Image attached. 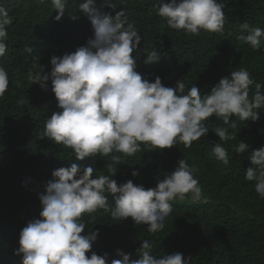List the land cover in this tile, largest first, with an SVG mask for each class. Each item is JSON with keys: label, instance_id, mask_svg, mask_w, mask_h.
<instances>
[{"label": "trees", "instance_id": "16d2710c", "mask_svg": "<svg viewBox=\"0 0 264 264\" xmlns=\"http://www.w3.org/2000/svg\"><path fill=\"white\" fill-rule=\"evenodd\" d=\"M83 0H68L64 16L57 21L58 11L51 0H0L9 12L8 51L0 57L9 76V87L0 97V264H22L20 233L30 221L40 219L43 210L40 195L59 168L76 163L83 174L87 167L95 175H109L107 158L97 154L77 160L74 152L43 136L46 120L61 112L51 80L47 90L29 79V72L50 73L53 56L63 57L86 46L94 38L88 16L80 12ZM156 0H113L116 8L102 7L105 0H96V7L113 16L124 10L129 22L134 23L142 37L133 56L136 71L149 82L158 76L165 87L175 88L183 79L185 93L195 84L202 96L232 71L246 68L252 78L264 84V41L260 49L240 41V24L264 29V0H218L224 5L226 24L223 34L201 31L200 35H186L167 27L166 20L153 7ZM170 2V0H166ZM245 35L247 33H244ZM32 47L31 54L25 47ZM157 50L161 59L146 64L147 55ZM255 92L254 86L250 96ZM258 121L238 122L235 139L219 141L212 131L222 126L215 115L205 121L209 133L193 142L190 149L182 143L150 151L144 146L132 156L122 153L121 164L114 165L119 184L132 180L145 189L155 188L159 180L171 174L181 159L196 169L202 195L207 202H172V213L165 220L163 230L148 232V225H137L129 217L115 220L110 211L98 210L83 217L86 228L82 235L97 231L92 252L104 256L107 264L122 259L117 250L139 259L137 250L143 240L152 243V254L157 258L181 253L189 264H264V199L255 191V181L245 179L251 167L248 153L237 154L233 146L239 141L250 149L264 146V108ZM223 143L229 153L226 166L214 157L212 147ZM137 171L139 175L133 176ZM78 178V177H77ZM110 207L114 197L107 194Z\"/></svg>", "mask_w": 264, "mask_h": 264}, {"label": "clouds", "instance_id": "9594fccd", "mask_svg": "<svg viewBox=\"0 0 264 264\" xmlns=\"http://www.w3.org/2000/svg\"><path fill=\"white\" fill-rule=\"evenodd\" d=\"M58 11L59 21L65 13L68 0H51ZM102 7L115 9L113 0H105ZM153 7L166 20L167 27L183 31L186 35H200L201 31L223 34L226 17L224 5L218 0H156ZM80 12L85 13L94 30V38L75 52L62 58H51V71L29 72V79L55 94L61 112L53 113L46 120L43 136L71 149L77 160L97 154L108 161L109 175H95L92 167L81 174L76 163L53 172L54 180L46 184L40 195L43 210L40 219L30 221L20 233L22 264H107L108 254L87 255L99 232L86 228L83 217L98 210L110 211L115 220L131 218L135 224L148 225V232L156 233L165 227L166 218L172 213V202L185 200L204 202L202 189L195 178L196 169L186 159L155 188L145 189L132 180L119 184L112 177L114 165L121 164L122 153L132 156L141 147L154 151L171 148L182 143L190 149L193 142L209 133L205 125L215 115L223 122L212 131L219 141L235 139L238 122L258 121L260 109L264 108V84L257 83L250 72L241 67L230 76L222 77L202 96L198 87L191 86L186 94L183 79L175 88L165 87L160 77L154 82L142 78L136 71V52L142 37L124 10L113 16L96 7V0H83ZM12 19L6 8L0 5V57L8 51V26ZM240 41L259 50L264 41V29L240 24ZM244 33H247L246 35ZM25 51L32 53V47ZM157 50L151 51L146 64L159 62ZM254 86L255 92L250 96ZM9 87L7 70L0 66V97ZM237 154L248 153L251 167L245 170V179L255 181V191L264 199V146L250 149L244 141L233 146ZM224 165L229 164V153L223 143L213 145L209 158ZM133 176L139 175L137 171ZM78 177V178H77ZM107 194L114 197L110 207ZM122 259H113L111 264H189L181 253L157 258L152 254V243L144 239L137 250L139 259L121 250Z\"/></svg>", "mask_w": 264, "mask_h": 264}, {"label": "rangeland", "instance_id": "374dc122", "mask_svg": "<svg viewBox=\"0 0 264 264\" xmlns=\"http://www.w3.org/2000/svg\"><path fill=\"white\" fill-rule=\"evenodd\" d=\"M179 200V199H178ZM180 202H183V203H193L192 201H191V198H190V194H189V196L185 199V200H179Z\"/></svg>", "mask_w": 264, "mask_h": 264}]
</instances>
